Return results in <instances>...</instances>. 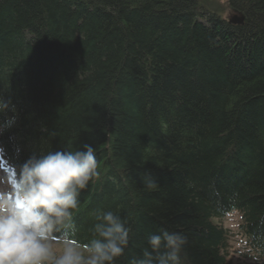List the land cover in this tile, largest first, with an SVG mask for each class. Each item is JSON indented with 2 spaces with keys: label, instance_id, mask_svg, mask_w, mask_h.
Instances as JSON below:
<instances>
[{
  "label": "trees",
  "instance_id": "1",
  "mask_svg": "<svg viewBox=\"0 0 264 264\" xmlns=\"http://www.w3.org/2000/svg\"><path fill=\"white\" fill-rule=\"evenodd\" d=\"M227 2L243 26L198 0H0L6 167L90 144L77 238L97 209L117 213L131 229L117 264L161 229L186 237L183 264H264V0Z\"/></svg>",
  "mask_w": 264,
  "mask_h": 264
},
{
  "label": "clouds",
  "instance_id": "2",
  "mask_svg": "<svg viewBox=\"0 0 264 264\" xmlns=\"http://www.w3.org/2000/svg\"><path fill=\"white\" fill-rule=\"evenodd\" d=\"M15 111L0 97V136L15 126ZM97 167L95 149L85 144L33 154L11 171L0 169V264H117L131 238L117 213L97 209L91 238H77L78 197L98 176ZM144 184L156 187L150 174ZM186 243L182 233L161 229L129 264H183Z\"/></svg>",
  "mask_w": 264,
  "mask_h": 264
},
{
  "label": "rangeland",
  "instance_id": "3",
  "mask_svg": "<svg viewBox=\"0 0 264 264\" xmlns=\"http://www.w3.org/2000/svg\"><path fill=\"white\" fill-rule=\"evenodd\" d=\"M198 2L202 6L208 5L213 10V12L218 11L225 20L227 18L232 17L234 14V13L233 14L231 13L227 0H198ZM0 169H4V168H1V162H0ZM236 220H237L236 217L232 216L228 220H225L224 224L230 227L231 229H235V227L237 226ZM234 242H235L234 248L237 247V248L243 249V244H240V242L237 241V238L234 240ZM234 261L236 262V259H234Z\"/></svg>",
  "mask_w": 264,
  "mask_h": 264
},
{
  "label": "water",
  "instance_id": "4",
  "mask_svg": "<svg viewBox=\"0 0 264 264\" xmlns=\"http://www.w3.org/2000/svg\"><path fill=\"white\" fill-rule=\"evenodd\" d=\"M244 19L242 17H233L232 19L229 20V23L232 25H243Z\"/></svg>",
  "mask_w": 264,
  "mask_h": 264
}]
</instances>
